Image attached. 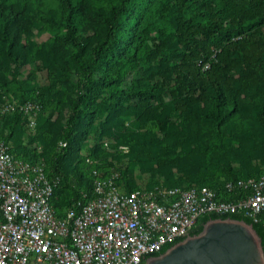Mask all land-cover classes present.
<instances>
[{"label":"trees","instance_id":"16d2710c","mask_svg":"<svg viewBox=\"0 0 264 264\" xmlns=\"http://www.w3.org/2000/svg\"><path fill=\"white\" fill-rule=\"evenodd\" d=\"M6 101L41 106L34 135L16 109L0 117V139L45 164L59 217L92 195L87 158L127 191L222 194L264 174V0H0ZM229 216L264 247V212L208 214L191 233Z\"/></svg>","mask_w":264,"mask_h":264},{"label":"built area","instance_id":"2783aa9c","mask_svg":"<svg viewBox=\"0 0 264 264\" xmlns=\"http://www.w3.org/2000/svg\"><path fill=\"white\" fill-rule=\"evenodd\" d=\"M19 110L37 131L38 103H0V117ZM68 143L62 141L61 146ZM107 145V144H106ZM92 166L93 192L86 202L59 217L51 203L56 181L42 161L15 158L0 139V264H144L145 259L185 238L201 217L243 215L255 222L264 212V174L229 181L223 193L208 186H156L127 191L98 162Z\"/></svg>","mask_w":264,"mask_h":264},{"label":"water","instance_id":"95a60500","mask_svg":"<svg viewBox=\"0 0 264 264\" xmlns=\"http://www.w3.org/2000/svg\"><path fill=\"white\" fill-rule=\"evenodd\" d=\"M144 264H264L262 237L252 223L211 218L198 233H189Z\"/></svg>","mask_w":264,"mask_h":264}]
</instances>
